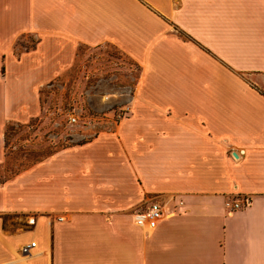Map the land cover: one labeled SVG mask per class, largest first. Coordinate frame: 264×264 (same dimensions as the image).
<instances>
[{"label": "crops", "instance_id": "1", "mask_svg": "<svg viewBox=\"0 0 264 264\" xmlns=\"http://www.w3.org/2000/svg\"><path fill=\"white\" fill-rule=\"evenodd\" d=\"M105 44L138 66L129 114L11 173L8 125ZM0 264H264V0H0Z\"/></svg>", "mask_w": 264, "mask_h": 264}, {"label": "rangeland", "instance_id": "2", "mask_svg": "<svg viewBox=\"0 0 264 264\" xmlns=\"http://www.w3.org/2000/svg\"><path fill=\"white\" fill-rule=\"evenodd\" d=\"M36 44V38L24 34L18 40V52ZM139 75L136 63L114 45L96 48L80 46L76 61L60 76L42 87V113L27 123L7 127L10 171L18 172L55 150L87 140L104 129L105 113L126 103ZM80 114L70 123L69 113Z\"/></svg>", "mask_w": 264, "mask_h": 264}, {"label": "built area", "instance_id": "3", "mask_svg": "<svg viewBox=\"0 0 264 264\" xmlns=\"http://www.w3.org/2000/svg\"><path fill=\"white\" fill-rule=\"evenodd\" d=\"M112 116L108 117V113L104 114L103 121H106L105 124L102 126H109L112 122L115 124L119 121H121L123 118H125L129 112L130 108L128 105L123 104L119 106L116 109H113ZM80 114L76 113L75 111L69 113V120L70 123L76 124L79 122ZM109 122H111L109 124ZM252 202V198L248 195H245L243 197L237 196L233 198H227L225 201V206L228 209L229 213H233L235 211H239L242 209L247 208ZM183 201L179 202V204H182ZM164 215V209L163 205L159 201H152L147 205L145 208L136 209L133 212L134 221L135 223L147 230H153L155 229L160 220L163 218ZM60 220H64V216L59 217ZM30 223H35V218H30ZM37 246V241L32 240L30 243L24 245L22 247L23 253H30L33 248Z\"/></svg>", "mask_w": 264, "mask_h": 264}]
</instances>
